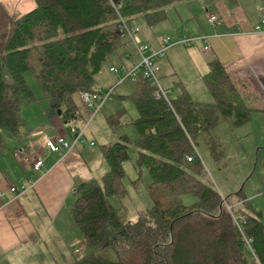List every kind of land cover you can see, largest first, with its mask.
<instances>
[{"label": "trees", "instance_id": "obj_1", "mask_svg": "<svg viewBox=\"0 0 264 264\" xmlns=\"http://www.w3.org/2000/svg\"><path fill=\"white\" fill-rule=\"evenodd\" d=\"M33 1L35 8L19 18L0 4V129L13 138L20 136L22 105L38 101L24 74L36 81L48 112L73 124L80 119L73 95L105 90L94 85L103 67L113 65L112 55L124 65L129 41L121 35L117 13L128 23L141 17L153 27L182 0ZM202 80L211 103H196L183 90L168 105L155 99V87L143 78L132 81L134 89L126 98L137 112L131 121L139 150L136 166H144L150 176L152 207L131 221L109 203V198L127 195L123 165L130 142L122 136L99 146L108 171L101 182L79 184L70 206L89 250L72 264H264V214L253 210L241 190L231 204L200 180L207 170L202 154L214 163L223 159L211 131L222 121L242 127L254 110L217 58L208 61ZM123 112L107 117L112 128ZM187 194L196 198L189 206L182 203Z\"/></svg>", "mask_w": 264, "mask_h": 264}, {"label": "crops", "instance_id": "obj_2", "mask_svg": "<svg viewBox=\"0 0 264 264\" xmlns=\"http://www.w3.org/2000/svg\"><path fill=\"white\" fill-rule=\"evenodd\" d=\"M194 3L201 4L198 5L200 9H193ZM0 4L14 18L35 8L33 0H0ZM211 15L218 17L213 26L208 22ZM263 16L264 0H182L166 10L163 22L168 24L167 27L152 28V33L146 35L140 26L142 42L160 49L164 37H208L207 42L198 40L195 45L184 47L195 67V71L192 70L194 79L201 80L208 71V61L217 58L247 107L254 110L252 116L261 118L264 116V32L260 30ZM128 45L123 62L125 67L131 68L138 64L139 55L132 44L136 57L129 53ZM206 46L207 50L204 49ZM172 47H168L159 59L171 52ZM116 59L121 62L117 56ZM196 59L199 68H196ZM108 73L113 76L109 68ZM182 73L176 69L172 72L180 87L183 86ZM115 87L112 88L115 90ZM186 92L196 103L209 101L208 93L201 88L199 92L203 93L200 96L194 90ZM73 101L80 119L69 125L51 115L48 104L37 105L39 107L34 106L41 104L40 101L23 104L20 136L13 138L9 135L1 142L0 190L5 192L6 198L0 200V264H49L54 234L61 229L63 236L73 233L70 206L77 197L78 185L97 180L99 175L104 176L108 171L100 149L98 152L94 150L95 140L86 135L90 127V135L94 137V132L99 136L94 126L98 113L88 118L89 111L81 104L79 94L73 95ZM68 126L83 129L86 142L77 143L70 151L49 152L46 141L55 143L58 136L70 140ZM91 142L94 145H90ZM36 161L42 163L39 170L33 168ZM10 186L23 189V193L11 194Z\"/></svg>", "mask_w": 264, "mask_h": 264}, {"label": "rangeland", "instance_id": "obj_3", "mask_svg": "<svg viewBox=\"0 0 264 264\" xmlns=\"http://www.w3.org/2000/svg\"><path fill=\"white\" fill-rule=\"evenodd\" d=\"M198 5L201 4L194 3L193 9H200L201 6ZM136 20L137 22H135V24L141 26L146 35L152 33L150 32V30H153L152 28L160 29L161 27L168 26V24L161 22L153 27H148L141 17ZM164 38H167L170 42L178 40V38ZM193 45L195 44L190 46ZM172 49L171 52H166L162 59L156 61V77L159 80V85L168 92V98L174 99L183 90H194L197 96H200L203 92L206 94L208 93L209 101L206 103H211L212 98L203 80L194 79L195 74L192 70L195 71V67L192 65L191 59L187 56L186 51H188V49H184L181 45L172 47ZM127 50L135 56L131 44L128 45ZM110 59L117 68L121 66L115 55H112ZM196 60V68H199V60ZM108 67L107 64L103 67L101 74L96 78L94 87L97 90H99L100 87L106 90L116 86L115 96L104 103L102 109L95 118L96 122L94 126L99 136H96L93 132L94 137H92V135H90V133H92L90 127L86 135L95 140L96 146L94 150L97 152L99 146L102 144H112L119 141L122 136H127L129 139V160L123 165L126 174L124 186L127 195L120 199L115 197L109 198L108 201L114 208L124 211L128 220L135 221L140 213L152 207V201L147 192V186L150 184L151 179L144 166L140 168L136 166L139 150L133 144L134 140L137 138V133L131 121L137 117V112L133 102L129 98H126V96L132 93L134 85L129 79L119 83L115 75H113V77L108 73ZM175 69L178 72H183V89L179 86L178 79L172 74ZM24 79L34 96L40 101L39 103H41L36 104L34 107H39L37 105L47 106L46 101L42 99L40 89L32 75L26 73L24 74ZM200 88L201 91H203L201 93L199 92ZM120 109L124 111L123 115L120 116L119 123L112 128L107 122V117L115 114L116 111ZM90 116L91 114L89 112L88 118H90ZM211 136L215 138L219 148L222 150L223 159L220 163H214L210 160L209 156L202 154L200 151L207 166V170L203 176L200 177V180L219 191L220 194L226 198L227 202L231 204L235 203L237 197L236 193L241 190L242 197L249 201L253 210L261 211L264 214V197L262 196L264 186V116H261V118L252 116L248 123L239 128H230L225 121H222L217 128L211 131ZM6 138H9L8 133L0 129V145L2 140ZM1 151L2 149H0V152ZM1 161L2 159L0 158V162ZM105 168L107 171L108 168L106 164ZM99 176L97 180L101 182L103 175ZM195 201L196 198L190 194L182 197V203L186 206L193 204ZM73 227L74 230L71 235L66 233L67 235L63 236L60 232L62 229L59 233L54 234V244L51 246L52 257L49 264H72L87 256L89 250L84 243L81 233L75 224ZM61 237L62 242L60 241ZM63 240H65V244Z\"/></svg>", "mask_w": 264, "mask_h": 264}, {"label": "built area", "instance_id": "obj_4", "mask_svg": "<svg viewBox=\"0 0 264 264\" xmlns=\"http://www.w3.org/2000/svg\"><path fill=\"white\" fill-rule=\"evenodd\" d=\"M116 22L120 29L121 35L123 38L131 43L138 55L139 62L131 68H127L124 65L120 67L111 66L109 68L110 73L117 77L118 82H122L124 80H135L139 77L143 78L147 83L155 87L154 97L156 100L163 99L166 101L168 105H170L168 92L165 91L160 85L159 80L156 77L157 67L156 61L163 56L164 51L173 45H181L183 47H189L192 44H195L198 40L203 42H207L208 37L200 36V37H189L182 36L175 42H170L167 38L162 40V47L160 49H153L144 45L142 42V28L135 23H128L126 19H124L120 14L117 13ZM208 22L213 26L218 22L217 15H211L208 18ZM260 30L264 32V16L262 17ZM205 50L208 47H204ZM113 95V88H108L106 90H99L94 93L82 92L79 94V100L83 106L90 112V118L94 117L102 108L104 103L111 98ZM83 129H79L76 127H70L67 131V134L70 136V140L67 141L64 136H58L55 140V143L50 141L45 142V146L51 153H58L60 149L64 151H70L74 148L77 143H85L86 139L84 138ZM90 145H94L93 142ZM188 161H191L192 158L188 157ZM42 163L41 161H36L33 164L34 170H39ZM9 192L15 196L23 193V189H18L16 186H10ZM264 197V186L263 193ZM6 198L5 192L0 190V200ZM250 241H246L248 245Z\"/></svg>", "mask_w": 264, "mask_h": 264}, {"label": "water", "instance_id": "obj_5", "mask_svg": "<svg viewBox=\"0 0 264 264\" xmlns=\"http://www.w3.org/2000/svg\"><path fill=\"white\" fill-rule=\"evenodd\" d=\"M59 113V112H58Z\"/></svg>", "mask_w": 264, "mask_h": 264}]
</instances>
